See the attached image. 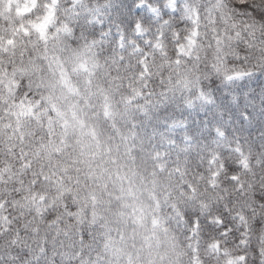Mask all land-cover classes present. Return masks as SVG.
I'll list each match as a JSON object with an SVG mask.
<instances>
[{"label": "clouds", "instance_id": "9594fccd", "mask_svg": "<svg viewBox=\"0 0 264 264\" xmlns=\"http://www.w3.org/2000/svg\"><path fill=\"white\" fill-rule=\"evenodd\" d=\"M0 264H264V0H0Z\"/></svg>", "mask_w": 264, "mask_h": 264}]
</instances>
